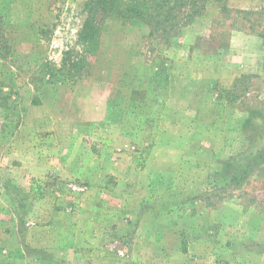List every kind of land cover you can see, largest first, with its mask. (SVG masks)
<instances>
[{"label":"rangeland","instance_id":"rangeland-1","mask_svg":"<svg viewBox=\"0 0 264 264\" xmlns=\"http://www.w3.org/2000/svg\"><path fill=\"white\" fill-rule=\"evenodd\" d=\"M195 1L165 33L104 19L88 49L85 0H0V264H242L264 0Z\"/></svg>","mask_w":264,"mask_h":264},{"label":"trees","instance_id":"trees-1","mask_svg":"<svg viewBox=\"0 0 264 264\" xmlns=\"http://www.w3.org/2000/svg\"><path fill=\"white\" fill-rule=\"evenodd\" d=\"M195 3V0H85L83 9L88 17L78 36L90 49L95 43L94 37L100 29L99 24L104 19H139L148 24L151 31L165 33L178 24L179 14H185L191 19L198 12L192 6ZM187 5L185 11L184 7Z\"/></svg>","mask_w":264,"mask_h":264},{"label":"crops","instance_id":"crops-1","mask_svg":"<svg viewBox=\"0 0 264 264\" xmlns=\"http://www.w3.org/2000/svg\"><path fill=\"white\" fill-rule=\"evenodd\" d=\"M226 226L228 227L229 225ZM235 226V234L231 233L230 237L231 243H236L241 246V244L245 242L249 244L250 247L245 248V246H243L240 249V254L233 251L230 255L231 259L234 261L236 258L239 262L241 261L240 263L242 264H246V262L248 264H264V222L243 219L236 221ZM230 227H234L232 223ZM236 234H239V236ZM239 240H241V242H238ZM32 255H34V257L36 256L35 254ZM29 256L30 254L27 255V257ZM231 263L233 264V262Z\"/></svg>","mask_w":264,"mask_h":264}]
</instances>
